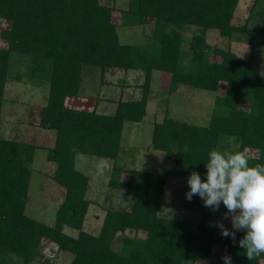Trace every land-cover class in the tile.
Here are the masks:
<instances>
[{"label":"trees","instance_id":"obj_1","mask_svg":"<svg viewBox=\"0 0 264 264\" xmlns=\"http://www.w3.org/2000/svg\"><path fill=\"white\" fill-rule=\"evenodd\" d=\"M239 3L132 0V9L124 13L125 23L144 25L153 18V40L124 44L113 22V7L101 0H0V18L12 22L2 34L8 48H0V124L11 57L27 55L34 71L51 78L41 124L56 133L47 157L57 164L54 180L66 189L54 226L29 217L32 170L28 165L37 147L0 137V253L15 252L29 263L47 239L73 256L70 264H225L224 255L231 257L232 264H263L264 254L250 261L239 246L244 231L236 232L235 242L222 237L221 230L209 222L211 209L197 223L159 215L168 179H188L195 171L206 181L208 153L219 150L224 138L232 139L237 151L255 152L249 157L250 166L264 164V80L250 60L231 50L212 51L206 39L209 30L227 38L235 32L254 33L246 25L233 24ZM190 28L195 35L185 51V32ZM86 65L101 72L108 68L145 71L141 99L119 101L114 115L66 107L67 97L80 95ZM154 71L171 74L172 93L181 86L218 92L222 84L226 91L218 97L208 127L171 118L156 123L152 149L165 153L162 171L131 169L129 180L120 181L126 172L117 164L124 125L144 120ZM186 145L189 151L184 152ZM77 154L114 160L109 185L132 195L131 210H107L99 234L84 230L91 204L89 177L76 168ZM66 227L78 231V236L66 234ZM128 231H143L146 237H124L117 248L119 234Z\"/></svg>","mask_w":264,"mask_h":264},{"label":"rangeland","instance_id":"obj_2","mask_svg":"<svg viewBox=\"0 0 264 264\" xmlns=\"http://www.w3.org/2000/svg\"><path fill=\"white\" fill-rule=\"evenodd\" d=\"M101 3L113 7V22L118 27V33L122 43L146 44L153 40V28L155 23L153 18H150L147 24L144 25L125 23L124 13L132 9V0H101ZM232 22L237 26L246 25L248 29L254 30V33L235 32L232 36L227 38L222 37L218 30H209L206 35L207 43L212 47V51H214L215 48L231 50L244 60H250L254 70H256L264 80V0H240ZM11 27L12 22L10 20L0 18V48H8V43L2 38V34L4 31L10 30ZM194 33V28H190L185 32V51H189L190 40L195 35ZM214 58L221 61L219 57ZM32 64V59L27 55L14 53L11 57L9 79L3 95L0 137L7 140H16L27 145H36L37 149L35 151L34 161L28 165L32 170V176L26 214L36 220L39 219L38 221L41 223L54 226L56 222V213L60 206L55 202H51L49 197L50 191L57 189L56 191L61 195L66 189L54 180L55 172L52 166L55 168L57 166L51 164L47 157L48 149L55 146L56 133L54 130L44 128L41 124V110L48 104L51 78L47 74L34 71ZM112 71L115 72V78H119L120 83H123L125 80H130L129 77H125L124 69H112ZM83 73L88 76L94 74V77H92V79L90 78L91 83H93L92 85L95 88H98V82L102 79L99 77L101 75L100 68L86 65L84 66ZM153 73L155 74L153 78L152 101L149 106L148 117L141 125L142 127L146 125L145 127L149 130L148 133L145 131L147 136L143 137V141H141L140 145H146L149 138L152 140V132L149 133V131H152V127H149L148 124L154 120V115L157 116L158 122L171 118L201 127H208L210 125L215 109L217 108L216 101L220 95L223 96L225 94V84L221 85L218 92L181 86L179 91L172 93L170 91L172 82L171 74L161 71H154ZM143 74L145 76V71H142V75ZM137 80H140L138 76ZM142 84H140L141 89ZM134 88H139V86L135 85ZM79 99H82L80 95L77 97H67L65 106L68 108H76V106H78L82 109H85L87 106L91 107L85 104L87 103L85 101V103L77 104ZM242 106L244 108L248 107L247 104ZM128 125L132 124L129 123ZM127 134H125V137H128ZM149 135L150 137H148ZM224 139L219 151L221 149V152H237L238 147L234 144L233 140L228 138ZM138 148L144 152V155L142 156L139 154V163H137L136 166L134 165L135 167L155 172L163 168V164H165L164 152L151 149V154H147L145 147L142 148V146H140ZM248 155L249 157L256 156L255 152L252 150H248ZM88 158H90V156H86V159ZM160 162H163L162 165H160ZM125 170L126 172L122 174L120 181L129 180L130 174L128 171L131 169L127 168ZM108 174L109 173L104 174L102 177L106 178ZM96 175L98 176V174ZM99 179L100 178H95L93 175V184L88 193V198L95 203L104 202L107 196L105 184H100L101 180ZM174 181H179L180 184L178 188L176 187L173 189ZM187 181V178L171 180L168 191L174 193L176 205H174L173 208L175 207L176 209L172 208L166 210L167 212L165 211V213L176 219L197 223L200 222L202 214L207 212L210 208L204 206V201L198 195L193 197L196 199L195 201L187 200L186 193L190 191ZM122 193L129 192L112 189L109 193L108 202L105 203V207L121 211L126 208L131 210L133 201L130 208H124V205L119 203H123V200L127 199L121 198ZM129 195V197L132 198L131 193H129ZM92 209H97L95 204L92 205L89 216L87 217L86 229L92 234H97L99 232L98 228L100 227V221L96 220V223L94 220L92 224ZM108 209H106V212ZM227 211L224 205L221 204L219 210L214 212L210 220L211 225L214 226L216 222L222 221L225 227L232 229L230 219H223V214ZM106 212L104 213V217ZM212 213L213 211L211 210V215ZM40 219L43 221H40ZM66 228L67 232H65ZM66 228L64 229L66 234L74 237L78 236V231L68 227ZM124 237L143 239L146 237V233L143 231H128L125 234L120 233L116 243L117 248L121 246ZM72 258L73 256L71 254L59 251L56 244L49 242L47 239H43L39 247V255L36 256L33 261L26 263L17 253L5 251L0 253V264H47L48 262L55 264H70ZM196 264L208 263L197 262Z\"/></svg>","mask_w":264,"mask_h":264},{"label":"clouds","instance_id":"obj_3","mask_svg":"<svg viewBox=\"0 0 264 264\" xmlns=\"http://www.w3.org/2000/svg\"><path fill=\"white\" fill-rule=\"evenodd\" d=\"M183 151H189L187 145ZM205 166L206 181L198 172L190 174L187 200L198 195L213 212L223 204L228 210L223 219H230L232 229L222 221L216 222L214 226L221 230L222 237H231L235 242L236 232L244 231L246 235L239 246L247 258L251 261L264 254V164L250 166L247 149L237 152L213 149ZM222 259L225 264H232L230 256Z\"/></svg>","mask_w":264,"mask_h":264},{"label":"crops","instance_id":"obj_4","mask_svg":"<svg viewBox=\"0 0 264 264\" xmlns=\"http://www.w3.org/2000/svg\"><path fill=\"white\" fill-rule=\"evenodd\" d=\"M112 69H116V68H108L106 70H104L103 72H101V75L99 77H101L102 79L100 80L98 88H95L91 83V79L92 77H94L93 75H86L83 74V83H82V87H81V91H80V97L82 99H79L77 101V104H81V103H85L87 105H90L91 107H85L86 110H93L95 109L97 113L101 114V115H114L117 107H118V102L119 101H128V100H140L142 97V89L140 88V84L144 83L145 80V76L144 74L142 75V71H132V70H124L125 71V77H129L130 80L127 81L125 80L123 83L119 82V78H115V72L112 71ZM118 69V68H117ZM116 69V70H117ZM96 73V72H95ZM154 74H152V79H151V92H150V97H149V101L147 104V114L144 118L143 121L141 122H126L124 125V129H123V140H122V150L120 152V156H119V160L117 162V164L121 167H124L125 169L130 168V169H136V170H143L141 168H137L135 167L137 165V163H139L138 161V157L139 154H141L142 156L144 155V152L139 149L138 147L142 146V148L145 147L147 154H151V149H152V143H153V139L148 140V143L145 145H140L141 141H143V137L147 136L146 132L148 133V128L145 127L146 125H143V127L141 126L142 123H144V121L147 119L148 117V110H149V106L151 104L152 101V94H153V85H154ZM118 76V75H117ZM137 76L138 78H140V80H137ZM98 77V78H99ZM119 77V76H118ZM91 78V79H90ZM140 82V83H139ZM139 84V85H138ZM136 86H139V88H134ZM95 88V89H94ZM99 91V92H97ZM85 101V102H84ZM89 102V103H88ZM76 108H79L78 106H76ZM82 109V108H79ZM157 113V112H156ZM163 122L157 121V116L154 115V120L152 122H149V127H152V131H149V133L152 132V138H153V131H154V126L156 123H161ZM129 123H131L132 125H128ZM128 133V134H127ZM125 134L128 135V137H125ZM150 137V135L148 136ZM152 141V142H151ZM154 150V149H152ZM154 151H158V150H154ZM85 156V157H83ZM86 156H90V155H85V154H77L76 156V168L83 172L84 174H86L89 177V189L87 192V199L90 200L91 204H90V208H89V212L91 211L92 205L95 204L97 209H92V224L95 220V222L97 223V221L99 220V232L102 228V221H104V213L106 212V209H108L107 207H105V203L108 202L109 199V193L111 192L112 188L111 186H109L110 180L114 175V165L115 162L114 160L110 159V158H99V157H95V156H90V158L86 159ZM150 156V155H149ZM92 157V159H91ZM95 158V159H93ZM50 162V161H49ZM163 163V162H162ZM162 163L160 162V165H162ZM51 164H55L57 166L56 163L51 162ZM153 164V163H151ZM135 165V166H134ZM164 167V164H163ZM53 171L55 172L57 167H53ZM163 168H161V170L157 171V172H161ZM155 172V171H154ZM108 174V176L106 178L102 177L104 174ZM98 174V176L96 175ZM95 178H100V184H105V188H106V193L107 196L105 197L104 202L101 201L99 202H94L93 200H91L90 198H88V193L90 192L91 189V185L93 184L92 182V177ZM179 178L177 177H170L167 181L164 193H163V197L160 203V208H159V215L161 217H165V218H173L172 216L167 215V213H165L166 210H170L173 208L175 204V197H174V193L172 191H168V186L169 183L171 182V180H177ZM174 188L176 187L178 188L179 186V181H174ZM57 189H53V191H50V200L51 202H55L57 203V205L61 206V204L63 203L65 196H66V190L64 193H62L61 195L56 191ZM57 193V195H56ZM129 193H122L121 198H127L124 202H119L121 204L124 205L125 207H131L132 205V198L129 197ZM196 197V196H195ZM119 200V199H118ZM196 199L192 198V201H195ZM204 203V202H203ZM173 209H176L175 207ZM128 208L124 209L123 211H127ZM191 210V209H190ZM89 212L86 216L85 219V224H84V230L87 231L86 229V225H87V217L89 216ZM167 212V211H166ZM214 212L212 213L210 220L213 217ZM202 218V217H201ZM176 219V218H173ZM39 220V219H38ZM97 220V221H96ZM180 220V219H178ZM40 221H43L42 219H40ZM184 221V220H182ZM210 222V221H209ZM211 224V222H210ZM67 228L65 229V232ZM99 232L97 234H99ZM91 233V232H90Z\"/></svg>","mask_w":264,"mask_h":264}]
</instances>
